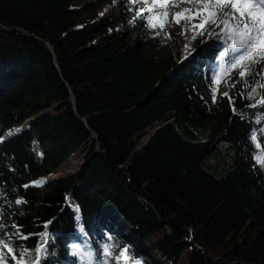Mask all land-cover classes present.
<instances>
[{
  "label": "trees",
  "instance_id": "trees-1",
  "mask_svg": "<svg viewBox=\"0 0 264 264\" xmlns=\"http://www.w3.org/2000/svg\"><path fill=\"white\" fill-rule=\"evenodd\" d=\"M106 1L0 0V240L39 264H89L84 241L111 264H264V79L230 71L211 107L220 30L181 63L169 10L146 0L130 33ZM73 157L74 174L36 185Z\"/></svg>",
  "mask_w": 264,
  "mask_h": 264
},
{
  "label": "snow or ice",
  "instance_id": "snow-or-ice-1",
  "mask_svg": "<svg viewBox=\"0 0 264 264\" xmlns=\"http://www.w3.org/2000/svg\"><path fill=\"white\" fill-rule=\"evenodd\" d=\"M194 6L198 4L197 12L194 16H186L185 13L189 12V9L183 11H177L172 14L173 19L169 21L165 19L160 23L161 31L164 30L165 25L174 23L180 25L182 20L199 19V24L194 27L200 29V34H204L207 30L211 35L216 29H219L217 35H223L227 41H230L228 50L221 52V59L231 53V59L228 71L238 70L236 75L241 81L247 83L245 77L247 76H260L264 79V0H190ZM162 8L164 4L160 5ZM152 6H149L151 10ZM177 7V5H172ZM165 17L169 15L168 12L162 13ZM149 26L155 28L153 19L150 16L148 19ZM259 65V68L257 66ZM222 71H224L222 67ZM219 83V81H216ZM260 87L264 88V83H260ZM215 101V89L213 90ZM227 96V92L224 93ZM249 99L253 97L249 96ZM231 100V98L229 97ZM258 104L264 105V96L257 101ZM256 105H252L255 107ZM235 111V109H233ZM253 141L256 140V136H252ZM259 148L260 145L257 144ZM257 162L261 167H264V158L260 156L256 157ZM44 183L40 181L39 184ZM39 184L37 186H39ZM16 203H22V201H16ZM2 227V225H0ZM15 227V226H14ZM19 232V229H17ZM22 239H28L27 236H21ZM46 238V237H45ZM7 248L12 255L9 257L7 253L0 255V259H12L16 261V264H39V260L34 253H30L24 250L21 253V257H30V259H18L15 250L10 247L7 241L0 240V249ZM35 251L40 253L42 257L45 254L43 248L36 249ZM81 250L79 248L73 249V254H78ZM109 255V249L107 246L104 248L105 261ZM121 255H123L121 253ZM91 258V257H90Z\"/></svg>",
  "mask_w": 264,
  "mask_h": 264
},
{
  "label": "rangeland",
  "instance_id": "rangeland-1",
  "mask_svg": "<svg viewBox=\"0 0 264 264\" xmlns=\"http://www.w3.org/2000/svg\"><path fill=\"white\" fill-rule=\"evenodd\" d=\"M82 5L85 4H93L97 2L98 0H83ZM152 4L151 9H156L157 6H160L161 2L163 1V4L165 7L161 8L164 11L170 12V21H172L173 16L172 14L177 11H183L184 9H189V14L185 13V15L188 16L192 15L194 16L197 12L198 4L194 6L193 2H190V0H150ZM106 4L102 7L100 11V15L107 16V15H114L115 18L119 20L120 23V29L124 32H132L133 25L135 24L136 17L143 11V7L148 5V1L146 0H108L105 2ZM172 5H177V7H172ZM199 19H192L191 21L185 19L181 21L180 25H176L174 23H169L165 25V28L163 30L164 34H168L169 30L170 33L177 37V39L174 42H171L168 46V50L173 55L180 54L181 56V63L187 62L189 60L192 61V59L195 58L196 52L194 51V41L197 35L200 34V29L194 27V25L199 24ZM162 23V22H161ZM160 25V24H159ZM173 25L177 26V29H173ZM171 28V29H170ZM218 30V29H216ZM192 32V35H188V32ZM135 39H140L139 35L133 34ZM220 36V35H219ZM218 35L215 36L217 38ZM168 38V37H167ZM224 48H220L218 53L216 54V57L209 62L208 66L204 71V81L205 85L209 86V88L212 89V91L215 89V92H219L220 94H223L225 92H228V87L230 80V71L226 68L224 62L221 59L220 53L223 52ZM219 55V56H218ZM222 67L224 71H222ZM219 81L217 83L216 81ZM201 96L206 99L207 103L213 107L216 102L214 101V97L210 94L209 90H204L201 92ZM69 164L65 165L59 173H57L54 176H50L49 178L43 180L45 183L47 180H52L59 178L60 176H66L70 174H74L75 171H77L79 167V160L76 158H71ZM205 167L209 170H212L215 166V161L213 159H208L204 162ZM36 183V185H38ZM43 184V183H42ZM39 184V185H42ZM88 243V242H87ZM87 243L80 242L82 251V255H85L87 257V261L89 264H111L110 259L107 257V260L105 261L104 253H100V256L97 258L95 255V251L92 250L93 246ZM136 242L133 241L130 244V247H135ZM140 250H150V244L146 243L143 247H140ZM97 252V251H96ZM91 257V258H90ZM147 261L146 259H144ZM119 264H127L126 259L122 258L118 260Z\"/></svg>",
  "mask_w": 264,
  "mask_h": 264
},
{
  "label": "bare ground",
  "instance_id": "bare-ground-1",
  "mask_svg": "<svg viewBox=\"0 0 264 264\" xmlns=\"http://www.w3.org/2000/svg\"><path fill=\"white\" fill-rule=\"evenodd\" d=\"M187 13H188V12H187ZM188 14H189V13H188ZM188 14H187V16H188ZM188 35H190V36H191V35H192V32H190V31H189V32H188Z\"/></svg>",
  "mask_w": 264,
  "mask_h": 264
}]
</instances>
